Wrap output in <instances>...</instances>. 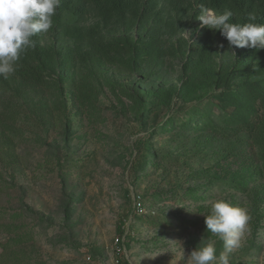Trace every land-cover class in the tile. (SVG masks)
Listing matches in <instances>:
<instances>
[{
    "label": "rangeland",
    "instance_id": "374dc122",
    "mask_svg": "<svg viewBox=\"0 0 264 264\" xmlns=\"http://www.w3.org/2000/svg\"><path fill=\"white\" fill-rule=\"evenodd\" d=\"M189 22L180 36L194 42L202 26ZM131 36L137 38L136 30ZM49 37L43 41L50 44ZM162 38L173 43L179 37ZM238 50L226 44L212 64L221 65ZM122 59L61 70L74 81L91 78L95 95L81 104L67 84L66 114L56 111L63 104L56 89L27 96L26 107L50 112L44 120L32 118L29 128L35 130L22 138L0 142V244L31 233L28 264H171L175 257L174 264H186L192 250L211 240L218 261L223 241L207 232L205 215L213 201L223 199L253 217L229 264H260L263 161L231 125L218 123L219 133L199 129L214 122L225 100L214 94L197 100L203 93L197 82L182 90L184 80L198 76L188 70L185 75L186 55L165 60L163 67L152 60L136 62L135 70L130 54ZM168 90L178 95L166 104L160 93ZM194 106L203 107L205 119L193 131H183L179 118L188 121ZM239 146L242 152L232 153ZM257 164L261 177L254 173Z\"/></svg>",
    "mask_w": 264,
    "mask_h": 264
},
{
    "label": "trees",
    "instance_id": "16d2710c",
    "mask_svg": "<svg viewBox=\"0 0 264 264\" xmlns=\"http://www.w3.org/2000/svg\"><path fill=\"white\" fill-rule=\"evenodd\" d=\"M201 7L212 8L217 15L231 11L232 23L264 25V0H60L50 31L33 37L35 47L22 55L13 75L7 79L0 76V142L22 138L29 129L35 130L29 128L33 121L44 120L45 114L50 112L44 106L38 108L37 105L31 110L24 105L31 92L56 89L63 101L56 111L63 114L68 111L67 84L72 86V94L81 104L95 97L90 89L91 78L74 81L60 72L67 70L69 65L121 63L127 53L132 58L129 64L134 65L131 69L135 70L136 62L152 60L158 67H163L165 60L186 55L185 75L188 70L192 75L196 71L198 76L191 78L192 82L184 80L182 90H192L190 85L197 82L203 89L197 100L207 99L210 94L225 100L218 106L223 113H219L220 119L214 116V122L208 120L199 129L208 127L219 133L218 123L231 125L233 132L245 136L248 142H243L247 146L256 147L257 160L264 164V49L237 47L239 50L229 56L231 63H227L228 59L215 66L212 61L221 53L219 44H229L221 30L202 27L194 42L180 36L187 26L190 28L189 21L201 22L197 19ZM250 14L257 19L249 21ZM134 30L138 33L137 38L130 37ZM46 34L50 35V44L43 41ZM169 35L179 38L173 43L162 38ZM190 61H194L197 67L192 69ZM160 94L166 104L178 95L172 90ZM139 105L142 111L147 109L145 101ZM202 108L194 106L188 121L183 116L179 118L181 130L187 132L198 128L196 125L205 119ZM51 112L54 114L53 110ZM241 152L240 146L232 151L234 154ZM153 159V166L158 168L156 156ZM252 166V163L248 165ZM254 173L261 177L258 164L254 166ZM118 232L122 234V229L119 228ZM33 240L28 233L1 243L0 264H28L26 246Z\"/></svg>",
    "mask_w": 264,
    "mask_h": 264
},
{
    "label": "clouds",
    "instance_id": "9594fccd",
    "mask_svg": "<svg viewBox=\"0 0 264 264\" xmlns=\"http://www.w3.org/2000/svg\"><path fill=\"white\" fill-rule=\"evenodd\" d=\"M59 6L60 0H0V76L7 79L16 72L22 55L35 47L33 37L47 33L53 27V17ZM200 10L197 19L201 26L221 30L230 47L264 49V25L232 23L231 11L217 15L212 8L201 7ZM248 19L255 21L257 17L250 14ZM252 219L247 208L234 206L223 199L213 201L211 213L205 215V225L207 232L223 241L224 250L217 261L216 248L210 240L206 246L192 250L186 264H229V256L242 247L246 234L250 233ZM158 255L148 257L155 259ZM260 264H264V255Z\"/></svg>",
    "mask_w": 264,
    "mask_h": 264
},
{
    "label": "built area",
    "instance_id": "2783aa9c",
    "mask_svg": "<svg viewBox=\"0 0 264 264\" xmlns=\"http://www.w3.org/2000/svg\"><path fill=\"white\" fill-rule=\"evenodd\" d=\"M138 206H139V209H142V206H141V204H138ZM119 263V262H118Z\"/></svg>",
    "mask_w": 264,
    "mask_h": 264
}]
</instances>
